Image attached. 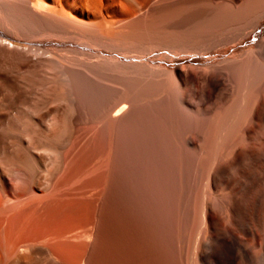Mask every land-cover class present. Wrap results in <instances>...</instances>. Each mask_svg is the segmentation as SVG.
I'll use <instances>...</instances> for the list:
<instances>
[{"label":"bare ground","instance_id":"obj_1","mask_svg":"<svg viewBox=\"0 0 264 264\" xmlns=\"http://www.w3.org/2000/svg\"><path fill=\"white\" fill-rule=\"evenodd\" d=\"M149 138L183 263L264 264V0H0V264H90Z\"/></svg>","mask_w":264,"mask_h":264},{"label":"rangeland","instance_id":"obj_2","mask_svg":"<svg viewBox=\"0 0 264 264\" xmlns=\"http://www.w3.org/2000/svg\"><path fill=\"white\" fill-rule=\"evenodd\" d=\"M149 139L144 150L146 161L129 162L128 170H125L128 173L124 177L118 176L122 174L119 167L118 170H110L107 176L111 179L106 180L105 187L100 191L103 209L94 208L98 210L95 211L97 224L92 238L96 243L91 239L88 247L87 257L90 255L92 258H88L92 261L90 264H184L178 251L175 228L183 213L187 179L175 166L154 158L157 155L160 158L156 146L158 141ZM151 156L152 159H149ZM123 181L126 184L122 185ZM121 204L126 213V225L122 228L110 220L109 214L106 216L111 208Z\"/></svg>","mask_w":264,"mask_h":264}]
</instances>
